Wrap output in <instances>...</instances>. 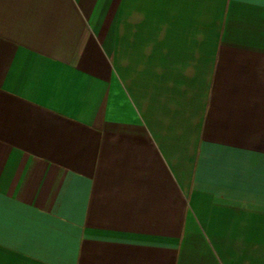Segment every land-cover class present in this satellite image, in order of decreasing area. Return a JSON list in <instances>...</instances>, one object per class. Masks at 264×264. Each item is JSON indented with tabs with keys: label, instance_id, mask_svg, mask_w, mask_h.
Wrapping results in <instances>:
<instances>
[{
	"label": "crops",
	"instance_id": "1",
	"mask_svg": "<svg viewBox=\"0 0 264 264\" xmlns=\"http://www.w3.org/2000/svg\"><path fill=\"white\" fill-rule=\"evenodd\" d=\"M0 264H264V0H0Z\"/></svg>",
	"mask_w": 264,
	"mask_h": 264
}]
</instances>
